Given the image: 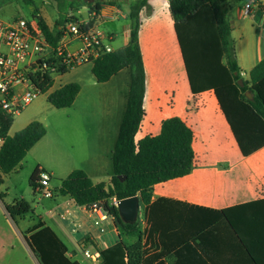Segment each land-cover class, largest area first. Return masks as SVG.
<instances>
[{
  "label": "crops",
  "instance_id": "crops-1",
  "mask_svg": "<svg viewBox=\"0 0 264 264\" xmlns=\"http://www.w3.org/2000/svg\"><path fill=\"white\" fill-rule=\"evenodd\" d=\"M138 1L141 0H102L94 26L103 32L104 43L113 51L129 45L131 7ZM236 1L239 3L235 4ZM250 1L227 0L225 5L238 66L245 81L250 80V72L264 59V0H254L251 14L245 15L244 7ZM44 7L48 10L43 9L44 14L35 8L36 16L44 18L54 33H58L68 18L79 22L96 18L87 5L63 13L58 5L57 18L49 15L54 5L44 2ZM139 22L146 87L145 115L136 143L160 135L166 120L180 118L194 133L195 155L189 175L155 185L148 207L140 205L143 212L141 215L139 209L138 221L145 234V258L159 256L149 264H251L222 212L264 199V147L244 156L215 91H192L171 0H167V7L165 0H146L139 11ZM92 69L93 64H85L62 74L53 89L43 95L45 99L40 100L41 96L25 109H32L33 115L22 129L38 121L47 133L12 173L30 159L34 172L37 169L48 172L51 183L57 177L61 185L75 170L86 172L94 183L111 179L113 153L128 104L131 72L122 70L108 82L99 83ZM67 75L72 78L64 84L62 78ZM70 83L81 87L75 102L69 108H55L47 97ZM247 96L253 98L252 93ZM53 107L63 118L48 127L41 116L44 110L54 113ZM50 200L53 204L46 206L29 202L33 212L13 219L7 211L10 204L6 198H0V264H41L26 239L39 223L51 228L67 247V257L80 264L102 261L85 259L83 250L101 252L115 244L117 238L122 239L113 217L96 225L97 216L70 197ZM40 206L44 213L39 212Z\"/></svg>",
  "mask_w": 264,
  "mask_h": 264
},
{
  "label": "trees",
  "instance_id": "trees-1",
  "mask_svg": "<svg viewBox=\"0 0 264 264\" xmlns=\"http://www.w3.org/2000/svg\"><path fill=\"white\" fill-rule=\"evenodd\" d=\"M69 3L71 9L89 6L96 18L86 26L94 27L102 0L92 3L69 0ZM226 3L227 0H171V11L192 91H215L242 154L249 156L264 147V59L250 72V80L245 81L236 58ZM145 4L146 0L132 4L129 45L105 54L93 63L92 73L99 83L108 82L122 70L130 69L131 72L127 109L112 158L114 174L108 182L94 183L86 172L75 170L54 189V197H70L78 206L90 207L99 203L115 219L120 236L136 239L134 244L127 245L120 237L115 244L101 251L100 264H149L159 257L155 254L145 258V234L140 221L124 223L118 208L110 202L138 196L140 205L148 207L155 185L189 175L194 166V133L180 118L166 120L160 135L136 143L145 115L146 77L139 44V11ZM37 14L35 9L33 15ZM38 18L46 39L56 45L60 31L52 32L44 18ZM67 72L64 70L63 74ZM46 85L48 87L50 83L45 84V88ZM80 90L79 84L70 83L49 94L47 99L57 109L69 108ZM248 91L253 98L246 95ZM13 122L14 117L0 111L1 132L6 137L0 152V187L5 177L47 133L41 122L34 121L9 136ZM41 171L35 170L30 178L35 193H38ZM119 176L126 179L121 180ZM0 198L4 197L0 195ZM7 211L16 219L32 213L33 208L21 199L7 206ZM234 212L239 213L234 215ZM222 216L244 247L249 262L264 264V199L225 210ZM29 233L27 242L41 264H80L67 257V247L51 228L39 223ZM153 245L157 243L153 242ZM176 255L180 257L179 253Z\"/></svg>",
  "mask_w": 264,
  "mask_h": 264
},
{
  "label": "built area",
  "instance_id": "built-area-1",
  "mask_svg": "<svg viewBox=\"0 0 264 264\" xmlns=\"http://www.w3.org/2000/svg\"><path fill=\"white\" fill-rule=\"evenodd\" d=\"M254 3L252 0L245 5V15L251 14ZM87 24L68 18L59 29L61 37L54 45L46 39L37 16L14 21L0 19V111L15 118L39 97L49 93L64 70L93 64L113 52L112 47L104 43L103 32L95 26L88 28ZM49 83L50 86L45 88ZM5 142L0 125V152ZM50 183V174L42 170L37 192L43 198L55 196ZM110 203L118 208L119 200L113 199ZM86 209L97 216L96 225L111 217L99 203ZM82 254L94 262L101 259L99 251L83 250Z\"/></svg>",
  "mask_w": 264,
  "mask_h": 264
},
{
  "label": "rangeland",
  "instance_id": "rangeland-1",
  "mask_svg": "<svg viewBox=\"0 0 264 264\" xmlns=\"http://www.w3.org/2000/svg\"><path fill=\"white\" fill-rule=\"evenodd\" d=\"M44 2H49L50 4L54 5L53 11L49 13L50 17L57 18V6L59 5L60 12H66L70 10L69 8V0H32L29 2L28 0H4L0 1V18L3 19H13V18H24L29 19L33 15V11L35 8H39L42 13L44 14L43 9L47 10V7H44ZM239 2L236 1L235 4H238ZM234 5V4H233ZM43 7V8H42ZM88 9V7H87ZM86 9V10H87ZM34 16V15H33ZM47 18H49L47 16ZM72 78V75H67L66 77L62 78V81L64 84H66L70 79ZM41 99H45V97H41ZM26 109V108H25ZM24 109V112L26 111ZM37 110V109H36ZM54 113H50L49 111L43 112L42 119L45 121L46 125L48 127L53 125V122L56 120H61V115L57 109L53 107ZM39 111V110H38ZM32 109L28 108L27 111L21 115L16 116L14 118L13 125L10 129V136L15 135L17 132L21 131L22 127H24L28 121L32 118L33 112ZM25 165L18 169V171L12 173L11 175H8L4 179V184L0 188V194L7 193L6 196H3L6 198L7 203L12 205L15 201L24 199L28 202H30L32 205L36 206L40 203V205H47V204H53V201L50 199H44L42 196L38 193H35L33 188L30 185V178L34 172L35 168L33 167V164L30 159H27L25 161ZM60 185L59 179L56 177L53 182L50 184L51 188L54 190L56 186ZM8 205V206H10ZM44 209L42 206H40L39 212L44 213ZM143 207H140V214L142 215ZM32 214H30L31 216ZM119 240V238H117ZM122 240L127 245H132L136 242H134L133 239L128 238L124 235H122Z\"/></svg>",
  "mask_w": 264,
  "mask_h": 264
},
{
  "label": "water",
  "instance_id": "water-1",
  "mask_svg": "<svg viewBox=\"0 0 264 264\" xmlns=\"http://www.w3.org/2000/svg\"><path fill=\"white\" fill-rule=\"evenodd\" d=\"M92 3L94 0H86ZM241 86H244L243 79H240ZM247 95H251L250 92H247ZM121 180L126 179L123 176H119ZM140 209V200L138 196L126 198L123 200H119L118 203V211L121 219L124 223L134 224L138 221V214Z\"/></svg>",
  "mask_w": 264,
  "mask_h": 264
},
{
  "label": "clouds",
  "instance_id": "clouds-1",
  "mask_svg": "<svg viewBox=\"0 0 264 264\" xmlns=\"http://www.w3.org/2000/svg\"><path fill=\"white\" fill-rule=\"evenodd\" d=\"M165 7H167V0H165Z\"/></svg>",
  "mask_w": 264,
  "mask_h": 264
}]
</instances>
